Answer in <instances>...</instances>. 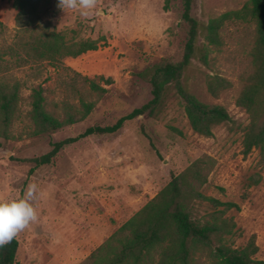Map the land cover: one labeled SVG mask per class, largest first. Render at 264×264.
Instances as JSON below:
<instances>
[{"label":"rangeland","instance_id":"rangeland-1","mask_svg":"<svg viewBox=\"0 0 264 264\" xmlns=\"http://www.w3.org/2000/svg\"><path fill=\"white\" fill-rule=\"evenodd\" d=\"M247 2L193 0L191 15L205 25ZM12 3L0 0V48L16 39L17 10ZM182 11L181 0H96L95 9L85 18L51 0L42 24L68 39L98 40L97 49L66 57L56 65L0 62V77L20 83L17 117L0 137V200L21 197L30 182L40 188L39 198L33 201L37 220L15 237L19 244L15 264H82L172 177L199 159L204 160L206 174L200 192L239 208L223 215L236 226L227 236L228 244L242 249L253 241L257 246L253 258L264 260V162L257 148L243 153L249 116L236 104L254 44L253 23L226 22L222 45L208 46V64L193 59L183 73L188 92L203 103L223 106L234 121L214 127L211 137L192 131L181 99L169 86L153 117L128 121L113 134L81 139L47 165L34 167L31 161L47 153L54 142L76 136L88 126L111 125L147 103L151 99L148 71L182 58L188 30ZM198 45L207 46L201 32ZM75 73L94 80L106 92L90 91ZM215 75L231 84L217 97L207 90L208 79ZM38 87L43 89L44 109L59 119L65 103L81 111L82 99L93 108L75 124L35 135L30 95ZM211 212L200 206L197 214Z\"/></svg>","mask_w":264,"mask_h":264},{"label":"trees","instance_id":"trees-1","mask_svg":"<svg viewBox=\"0 0 264 264\" xmlns=\"http://www.w3.org/2000/svg\"><path fill=\"white\" fill-rule=\"evenodd\" d=\"M181 1V17L188 27L183 55L177 63L162 62L148 71L146 78L151 87V99L111 125L88 126L76 136L54 142L47 153L31 160L34 167L49 164L62 149L81 139L113 134L128 121L142 116L153 117L169 86L174 87L181 99L188 123L196 134L211 137L214 127L233 123L223 106L199 101L182 82L183 73L193 59L198 58L206 66L210 51L208 46L222 45L221 31L226 22L254 24V44L249 52L248 68L241 76L242 87L236 104L249 116V123L244 129L243 153L257 148L264 162V0H248L242 9L225 12L205 25H201L191 15L193 0ZM50 3L51 0H13L12 6L17 10L16 39L9 46L0 48V62L8 59L18 65L47 61L56 65L66 57L76 58L97 49L98 40L68 39L62 32L49 30L46 24H42L41 19ZM200 32L207 46L198 45ZM74 75L87 82L90 91L101 95L106 92V88L94 80L78 73ZM106 82L110 83V80ZM230 86L229 81L217 75L207 81V90L213 97ZM19 90L18 81L10 82L0 77V137L5 136L17 117ZM30 97L29 115L35 135L75 124L93 108L92 103L82 99L81 111L65 103L64 116L59 119L44 109L45 99L41 87L32 89ZM203 163V159L196 160L172 177L155 198L95 249L82 264H264V260L253 258L257 252L253 241L242 249L232 248L228 244L227 236L233 233L236 226L232 219L223 215L228 209L239 208L234 203L221 202L200 192L199 188L206 182ZM200 206H207L212 212L199 215L197 211ZM218 207H223V210H217ZM18 246V240L14 238L0 248V264H15Z\"/></svg>","mask_w":264,"mask_h":264},{"label":"clouds","instance_id":"clouds-1","mask_svg":"<svg viewBox=\"0 0 264 264\" xmlns=\"http://www.w3.org/2000/svg\"><path fill=\"white\" fill-rule=\"evenodd\" d=\"M62 10H75L80 17H88L96 7V0H57ZM40 188L30 182L19 198L0 200V248L9 244L19 232L38 218L33 201L39 198Z\"/></svg>","mask_w":264,"mask_h":264}]
</instances>
